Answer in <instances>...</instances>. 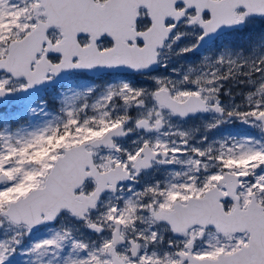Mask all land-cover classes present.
Wrapping results in <instances>:
<instances>
[{
    "label": "snow or ice",
    "instance_id": "6c2138e0",
    "mask_svg": "<svg viewBox=\"0 0 264 264\" xmlns=\"http://www.w3.org/2000/svg\"><path fill=\"white\" fill-rule=\"evenodd\" d=\"M0 264H264V0H0Z\"/></svg>",
    "mask_w": 264,
    "mask_h": 264
},
{
    "label": "rangeland",
    "instance_id": "374dc122",
    "mask_svg": "<svg viewBox=\"0 0 264 264\" xmlns=\"http://www.w3.org/2000/svg\"><path fill=\"white\" fill-rule=\"evenodd\" d=\"M252 131L255 132V130H249L242 125L239 127L235 125H227L218 130H215L214 134L219 135V134L231 133V134L245 135V134L252 133Z\"/></svg>",
    "mask_w": 264,
    "mask_h": 264
},
{
    "label": "water",
    "instance_id": "95a60500",
    "mask_svg": "<svg viewBox=\"0 0 264 264\" xmlns=\"http://www.w3.org/2000/svg\"><path fill=\"white\" fill-rule=\"evenodd\" d=\"M246 127V126H245Z\"/></svg>",
    "mask_w": 264,
    "mask_h": 264
}]
</instances>
